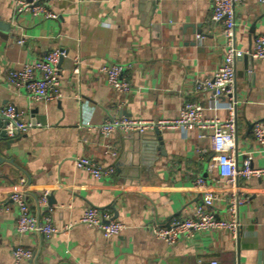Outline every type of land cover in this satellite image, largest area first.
Listing matches in <instances>:
<instances>
[{
  "label": "crops",
  "instance_id": "crops-1",
  "mask_svg": "<svg viewBox=\"0 0 264 264\" xmlns=\"http://www.w3.org/2000/svg\"><path fill=\"white\" fill-rule=\"evenodd\" d=\"M16 1L0 0L5 25L0 29V121L5 106L14 103L35 123L15 138L2 136L0 127V201L6 205L0 211V264H15L12 250L19 245L35 253L19 264H256L264 251V176L239 179V195L248 197L240 206L239 240L228 231H212L169 245L150 227L192 213L202 201L194 185L198 177L216 191L213 209L228 217L232 189L210 169L215 155L211 131L196 126L163 130L166 154L149 153L145 160L138 137L117 132L104 140L96 128L116 115L173 119L186 101L205 106L207 117L217 113L227 119V99H220L215 112L208 108L212 93L195 88L222 64L225 53L224 27L211 20L212 0H55L51 8L58 19L29 12L17 16ZM237 22V163L242 167L251 156L254 168H264V147L252 133L253 123L264 119V61L245 56L264 33V4L244 0L237 7ZM53 48L67 52L60 63V99L31 100L24 88L17 91L9 84L11 69ZM75 57L82 62L78 73ZM105 63L126 65L130 93H117L106 83L99 71ZM105 143L117 154L106 153ZM82 156L113 164L117 172L95 179L75 166L74 159ZM22 176L32 211L51 212L59 228L80 219L85 208L96 207L109 209L125 229L106 238L79 223L50 239L19 235L18 207L10 195ZM45 190L52 211L37 203Z\"/></svg>",
  "mask_w": 264,
  "mask_h": 264
},
{
  "label": "built area",
  "instance_id": "built-area-1",
  "mask_svg": "<svg viewBox=\"0 0 264 264\" xmlns=\"http://www.w3.org/2000/svg\"><path fill=\"white\" fill-rule=\"evenodd\" d=\"M55 0H17L15 15L20 16L29 12L33 17L58 19L59 14L52 10L51 5ZM244 0H212L211 20L224 27V57L222 64L213 72L211 76L198 81L195 88L197 91H210L213 102L208 107L217 112L220 107V99H227L224 106L228 109L227 119H221L217 113L207 117L204 115L205 106L198 102L186 101L179 109V114L173 119H142L138 117H128L116 115L96 126L104 140L113 134H131L135 132H145L148 130H188L198 127L205 131H211V147L214 151V160L210 169H215L220 177L231 189V195L227 200L228 217H220L213 209L218 196L216 191L209 186L207 180L198 177L194 185L200 188L202 201L196 204L192 213L188 216H175L164 226L150 227L151 233L158 239L165 241L169 245H174L182 239H191L195 235L212 232L228 231L234 238L241 233L242 226L239 220L240 206L247 203L248 197H241L238 192L239 179H251L252 177L264 176V168H254L251 156H247L243 161V166L237 163V134L235 108L238 104L237 98V70L236 62L241 52L237 47L236 29L237 7ZM264 4V0H256ZM253 47L248 52L256 60L264 61V33L259 34L254 39ZM23 41H20L22 43ZM67 56V52L62 48H53L44 57L25 63L21 69H11L7 75V80L17 91L24 88L31 100L51 102L63 96L61 89V69L60 61ZM74 72L80 71L82 64L79 57H75ZM126 65L121 63H105L99 67V71L104 76L106 83L117 93L126 94L132 91L131 82L125 75ZM2 120L5 122L4 130L10 138L28 133L34 124L24 117V112L19 110L14 103H10L2 111ZM90 126V123H87ZM255 141L264 147V119L256 120L252 125ZM203 136V135H201ZM106 153L112 156L116 151L112 145L106 144ZM206 151V150H204ZM75 166L87 171L95 179L110 177L117 172L113 164H107L99 160H93L82 156L74 159ZM19 189L14 190L10 199L18 207V216L15 223V230L19 235L31 234L41 235L46 239L52 238L60 232L70 231L76 224H84L91 228H97L104 237L111 238L119 235L125 225L120 220L113 217L109 209L101 210L96 207H87L82 216L77 221H72L59 228L55 223L51 212L40 214L32 211L28 201V186L24 176L20 177ZM39 207L45 209L49 206V191L45 190L37 201ZM6 207L0 201V211ZM32 249L17 246L12 250L15 264L22 260L34 258ZM211 264H218L211 261Z\"/></svg>",
  "mask_w": 264,
  "mask_h": 264
},
{
  "label": "water",
  "instance_id": "water-1",
  "mask_svg": "<svg viewBox=\"0 0 264 264\" xmlns=\"http://www.w3.org/2000/svg\"><path fill=\"white\" fill-rule=\"evenodd\" d=\"M5 25L3 23V21H0V29L3 28ZM246 57H248L247 59H249L250 61L253 60L252 57L247 54L245 55ZM63 59V58H62ZM61 59V61H62ZM60 61V63H61ZM252 62V61H251ZM33 123H35L34 119L32 121ZM5 126V122L2 120L0 121V127H2L1 129V135L4 137H7L6 131L3 129ZM128 137H138L141 141V151L143 152V158L146 160L145 156H147V154H156L157 151H161L162 155H165V151H163V138L160 134V131L155 129V130H148L145 132H135V133H131V134H127ZM155 158V157H154ZM145 160H142L143 164H151V162H146ZM240 238V234L238 235L237 239L239 240ZM256 264H264V251H261L258 254V258L256 261Z\"/></svg>",
  "mask_w": 264,
  "mask_h": 264
}]
</instances>
